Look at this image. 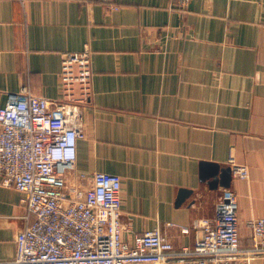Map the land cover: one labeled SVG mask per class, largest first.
Returning <instances> with one entry per match:
<instances>
[{"label":"crops","instance_id":"obj_1","mask_svg":"<svg viewBox=\"0 0 264 264\" xmlns=\"http://www.w3.org/2000/svg\"><path fill=\"white\" fill-rule=\"evenodd\" d=\"M86 44L93 91L69 183L119 175L124 240L158 228L176 251L194 247V224L233 191L251 248L247 223L264 217V0H0V107L23 89L62 99V55ZM3 179L0 262L34 218Z\"/></svg>","mask_w":264,"mask_h":264},{"label":"built area","instance_id":"obj_2","mask_svg":"<svg viewBox=\"0 0 264 264\" xmlns=\"http://www.w3.org/2000/svg\"><path fill=\"white\" fill-rule=\"evenodd\" d=\"M174 1L187 6L191 0ZM59 77L62 99L23 89L0 107L3 184L22 193L27 217H34L16 234L15 257L0 264H264L255 262L264 256V217L248 221L253 246L243 248L237 196L230 190L213 218L194 224L191 249L176 251L158 228L125 241L121 177L81 172L79 185L67 178L76 172L78 142L86 136L82 106L93 91L89 44L63 53ZM229 164L235 176L249 178V168L233 155Z\"/></svg>","mask_w":264,"mask_h":264},{"label":"water","instance_id":"obj_3","mask_svg":"<svg viewBox=\"0 0 264 264\" xmlns=\"http://www.w3.org/2000/svg\"><path fill=\"white\" fill-rule=\"evenodd\" d=\"M227 171H229V169L228 170H224V174H223V177H224V181L222 180L221 181V183L223 184V185H225V186H229V182L227 181V180H225V175L227 174ZM217 183V179L215 180V184Z\"/></svg>","mask_w":264,"mask_h":264}]
</instances>
